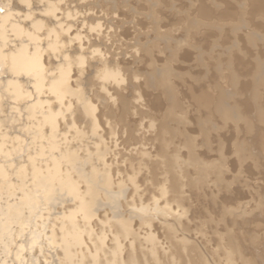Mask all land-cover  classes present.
Masks as SVG:
<instances>
[{
    "label": "rangeland",
    "instance_id": "obj_1",
    "mask_svg": "<svg viewBox=\"0 0 264 264\" xmlns=\"http://www.w3.org/2000/svg\"><path fill=\"white\" fill-rule=\"evenodd\" d=\"M78 3L58 134L78 194L56 192L45 237L23 263L0 242V262L69 264L64 240L83 264H264V0Z\"/></svg>",
    "mask_w": 264,
    "mask_h": 264
},
{
    "label": "bare ground",
    "instance_id": "obj_2",
    "mask_svg": "<svg viewBox=\"0 0 264 264\" xmlns=\"http://www.w3.org/2000/svg\"><path fill=\"white\" fill-rule=\"evenodd\" d=\"M78 2L80 0H0V242L9 252L14 251L18 262L24 259L22 254L28 246H33L42 235L45 237L39 223L44 226L45 208L56 192L64 187H69L74 193L78 190L71 177L63 175L64 153L60 149L63 142L60 146L58 141L60 119L66 113L63 114L65 100L75 92L73 76L77 72L76 67L83 63L76 52L77 45L82 43L78 41ZM262 6L256 1L255 7L259 9ZM117 72L108 71L104 78L117 80L120 75ZM75 104L72 103L74 110ZM28 124H34L36 129H31ZM21 127L23 133L19 129ZM25 132L30 133V137L25 136ZM24 140L31 142L30 146L35 142L32 148L38 147L24 152ZM79 210L84 218L90 216L87 201H81ZM31 224L34 231L30 234L33 236L17 241ZM72 225L73 231L66 235H71L72 242L78 245L79 230L75 223ZM14 226L16 230H13ZM63 243L69 264H83L73 261L71 247L74 244L64 240ZM0 264L8 262L4 259Z\"/></svg>",
    "mask_w": 264,
    "mask_h": 264
}]
</instances>
